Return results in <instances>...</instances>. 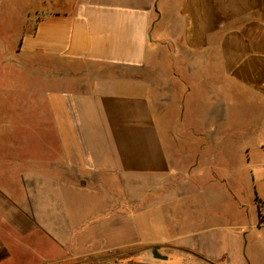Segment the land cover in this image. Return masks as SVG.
<instances>
[{
	"label": "crops",
	"instance_id": "0c3cea01",
	"mask_svg": "<svg viewBox=\"0 0 264 264\" xmlns=\"http://www.w3.org/2000/svg\"><path fill=\"white\" fill-rule=\"evenodd\" d=\"M39 2L0 264H264V0Z\"/></svg>",
	"mask_w": 264,
	"mask_h": 264
},
{
	"label": "rangeland",
	"instance_id": "374dc122",
	"mask_svg": "<svg viewBox=\"0 0 264 264\" xmlns=\"http://www.w3.org/2000/svg\"><path fill=\"white\" fill-rule=\"evenodd\" d=\"M45 10L40 2L34 0H0V161L5 165L1 146L12 143V136H2V132L14 128L16 121L12 112V102L15 92L23 81H28L32 70L40 60L29 58L20 53V38L32 31L34 24ZM20 69V70H19ZM31 72V73H30ZM19 78H21L19 81ZM23 89L21 87L22 95ZM189 138H175V143L188 144ZM238 160L243 161L241 153ZM246 163V160H245ZM246 167L243 175H247Z\"/></svg>",
	"mask_w": 264,
	"mask_h": 264
},
{
	"label": "built area",
	"instance_id": "2783aa9c",
	"mask_svg": "<svg viewBox=\"0 0 264 264\" xmlns=\"http://www.w3.org/2000/svg\"><path fill=\"white\" fill-rule=\"evenodd\" d=\"M106 264H116V263L110 262V263H106Z\"/></svg>",
	"mask_w": 264,
	"mask_h": 264
},
{
	"label": "trees",
	"instance_id": "16d2710c",
	"mask_svg": "<svg viewBox=\"0 0 264 264\" xmlns=\"http://www.w3.org/2000/svg\"><path fill=\"white\" fill-rule=\"evenodd\" d=\"M261 220L259 219V222H260Z\"/></svg>",
	"mask_w": 264,
	"mask_h": 264
}]
</instances>
